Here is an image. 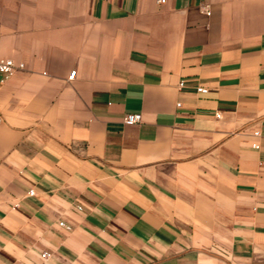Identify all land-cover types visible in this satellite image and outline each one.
<instances>
[{
	"label": "crops",
	"instance_id": "crops-1",
	"mask_svg": "<svg viewBox=\"0 0 264 264\" xmlns=\"http://www.w3.org/2000/svg\"><path fill=\"white\" fill-rule=\"evenodd\" d=\"M159 1L0 0V264H264V0Z\"/></svg>",
	"mask_w": 264,
	"mask_h": 264
},
{
	"label": "built area",
	"instance_id": "built-area-1",
	"mask_svg": "<svg viewBox=\"0 0 264 264\" xmlns=\"http://www.w3.org/2000/svg\"><path fill=\"white\" fill-rule=\"evenodd\" d=\"M159 2H163V0H160ZM205 13L208 15L209 12L205 10ZM23 69L22 63H15L12 59H0V82L4 81L5 79L9 78L16 72L17 70ZM75 72H71L69 75V78H73ZM183 84L180 82L178 84L179 87H181ZM198 92L204 91L202 88L197 89ZM219 117V115H217ZM141 121V115L140 114H126L122 118V122L125 125L131 126L139 124ZM255 135L258 136L259 132H255ZM252 147L254 149H258L257 144H253ZM29 195H33V191H29ZM82 208L80 206H77V210H81ZM58 225L61 227H64L66 230H70V226L64 224V222L60 221L58 222ZM48 257V254L46 252L41 254V258Z\"/></svg>",
	"mask_w": 264,
	"mask_h": 264
}]
</instances>
